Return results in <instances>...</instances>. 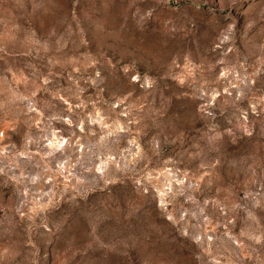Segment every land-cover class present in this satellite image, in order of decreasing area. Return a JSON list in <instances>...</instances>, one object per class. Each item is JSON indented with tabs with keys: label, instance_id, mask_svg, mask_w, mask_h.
Wrapping results in <instances>:
<instances>
[{
	"label": "rangeland",
	"instance_id": "374dc122",
	"mask_svg": "<svg viewBox=\"0 0 264 264\" xmlns=\"http://www.w3.org/2000/svg\"><path fill=\"white\" fill-rule=\"evenodd\" d=\"M66 2L0 0V49H4L0 52L3 57L0 58V126L16 120L17 129L9 131L6 138L0 140V216L10 203L15 204L19 185L13 177L19 176L22 169L39 170L47 166L56 171L62 166L60 171L64 175L56 177L61 182L60 188L75 184V179H93L92 173L84 172L76 164V157L84 159L86 155H99L117 136H123L122 133L106 135L114 132V120L121 126L129 120L137 121L138 124L128 126L143 137L149 129L150 111L154 115L156 109L163 108L174 115L173 109L179 102H183L181 106L194 102L200 109L196 128L208 137L220 135L223 138L227 132H232L234 137L241 135L238 127L241 121L251 124L264 116V56L256 54L249 59H240L228 52L225 57L227 49H216L202 58L206 61L202 66L192 67V64H201V58H198L187 68L182 59H177L176 64H169L163 75L164 81L175 83L181 89L172 94L171 83H162L151 70L152 64L164 53L151 44L144 46V38L138 31L141 22L138 17L136 20L131 17L135 11L132 0H75L67 10ZM167 4L163 13L169 9L179 12L183 0H167ZM84 20L94 21V44L88 40ZM156 23L159 26V21ZM38 27L43 29L42 38ZM6 29L9 30L7 37L4 35ZM169 29L174 30L173 25L169 24ZM160 36L162 45L166 44L164 37L172 38L162 27ZM9 45L13 46V51L5 56ZM103 70L118 73L130 85H135L131 97L114 112H109L108 108L115 101L110 100L103 86L96 83L97 73L103 75ZM173 77L183 79L184 85L178 80L173 81ZM195 88L200 89L203 99L200 93L193 95ZM30 102L35 108L33 112L27 111ZM120 112L126 115H119ZM28 117L41 122L33 127V132L38 133L40 127L49 130L48 138L41 140L40 148L31 142V133L22 134V130L27 129L20 120ZM88 118L97 123H88ZM65 120L71 123H65ZM141 124L143 127L139 126ZM152 132L155 136L157 129L152 127ZM101 136L106 139L101 141ZM69 137L72 141L79 140L71 155L68 146L61 148L60 144L62 139ZM137 143L143 148L141 140ZM120 147L135 151L127 139L120 140ZM246 148L241 151L242 158L227 169H220L218 165L215 177L200 180L191 199L187 193H180V185L176 183V180L184 179L187 185V178L176 175L173 180L164 173L162 166L153 163L148 164L143 175L139 174L141 165H138L136 175L117 173L98 181L97 191L111 189L112 182L130 187L132 194L124 204L104 207L116 217H139L142 210L138 211L140 201L134 198L135 182L147 186L148 191L144 194H151L157 210L162 207L166 213L160 219L166 224L176 221L172 226L178 230L179 238L196 247L197 264H264V176L254 165L249 167L252 160L264 155V143L253 141ZM180 171L199 176L204 169L200 173L191 168ZM100 174L99 170L95 173L96 176ZM46 179L48 187L44 191L51 187V177ZM209 191L211 194L207 195ZM143 222L158 227L146 212ZM256 238L260 239V244L254 243Z\"/></svg>",
	"mask_w": 264,
	"mask_h": 264
},
{
	"label": "clouds",
	"instance_id": "9594fccd",
	"mask_svg": "<svg viewBox=\"0 0 264 264\" xmlns=\"http://www.w3.org/2000/svg\"><path fill=\"white\" fill-rule=\"evenodd\" d=\"M74 2L75 0H67L66 10ZM131 6L135 9L131 13L132 20L138 17L141 22L138 31L144 38V46L151 44L164 53L151 68L162 83H171L164 81L163 75L167 73L169 64H176L177 59H182L187 68L198 58H201V64H192V67L202 66L206 63L202 58L211 55L216 49H227L224 51L225 57H228V52L240 59H249L256 54L264 56V0H218V4L217 0H183L179 12L169 9L167 13L162 12L168 7L167 0H132ZM72 18L75 20L74 15ZM156 21H159V26ZM83 22L89 42L94 44V21ZM169 24L173 25L174 30L169 29ZM161 27L172 37H164V45L161 44ZM37 30L41 32L42 38L43 29L38 27ZM8 31L6 29L4 33L6 37ZM29 32L35 35L31 30ZM3 51L4 49H0V52ZM11 51L13 46L9 45L5 56ZM177 80L180 85H184L183 79L173 77V81ZM96 83L103 86L110 100L115 101L109 106V112H114L117 106L123 107L132 95L131 89L135 87L118 73L107 70H103V75L97 73ZM180 90L175 83H171L172 94ZM197 93L203 99L199 88L193 90L194 96ZM182 103L179 102L174 107V115L163 108L156 109L154 115L150 111L149 129L143 137L128 126L138 124L137 121L129 120L128 124L121 126L114 120V132L106 135L122 133L123 136H117L99 155H86L84 159L76 157V164L84 172L93 174L91 180L73 177L75 184L60 188L58 185L61 182L56 177L64 175L60 171L62 166H58L56 171L47 166L40 167L39 170L22 169L19 176L13 177L19 185L15 192V204L10 203L0 216V264H197L199 257L196 255V247L179 238L178 230L172 226L176 221L166 224L160 219L166 213L162 207L157 210L151 194H144L148 191L147 186H140L139 181L135 182L137 187L134 198L140 201L138 211L142 210L139 217H116L104 207L124 204L132 194L130 187L112 182L114 186L111 189L97 191L100 187L98 181L117 173L136 175L138 165H141L139 174L143 175L148 170V164L153 163L162 166L164 173L173 180L176 175L187 178V185L184 184V179L176 180V183L180 185V193H187L188 199H191V193L196 191L200 180L215 177L218 165L220 169H227L242 158L241 151H246L247 145H251L253 141L264 143V116L251 124L241 121L238 125L241 135L238 137H234L232 132H227L223 138L220 135L208 137L196 128L200 109L196 108L194 102H189L186 106H181ZM27 111H35L31 102L27 105ZM119 115L126 113L120 112ZM240 115L243 116L244 113ZM64 122L71 123L68 120ZM40 123L34 117L20 120V124L27 129L22 130V134L31 133V142L38 148L41 147V140H47L46 133L49 132L44 127H40L38 133L33 132V127ZM88 123L97 121L88 118ZM15 125L16 120H13L0 126V140L5 139L9 131H17ZM139 126L143 127L142 124ZM152 127L157 129L155 136ZM80 131H84L83 127ZM129 137L132 138L128 139ZM105 139L106 136L100 137L101 141ZM122 139H127L135 151L121 148ZM138 140L143 142V148L137 143ZM60 144L61 148L67 145V151L71 155L72 148L79 144V140L72 141L69 137L67 140L62 139ZM106 164H111L112 167L106 168ZM253 165L264 176V155L252 160L249 167ZM181 168H191L196 173H200L201 169L204 171L202 175L190 176L187 171L181 172ZM97 170L101 173L99 176L95 175ZM4 175L7 176L6 169ZM46 177H51V187L44 191L48 187ZM165 187L171 191L168 184ZM206 194L211 193L209 191ZM207 202L205 200V204ZM145 212L158 227L143 222ZM194 238L198 240V237ZM254 243L260 244L261 241L256 238Z\"/></svg>",
	"mask_w": 264,
	"mask_h": 264
}]
</instances>
